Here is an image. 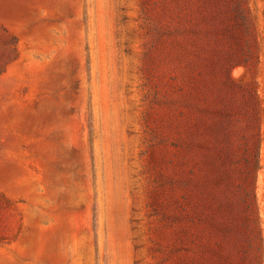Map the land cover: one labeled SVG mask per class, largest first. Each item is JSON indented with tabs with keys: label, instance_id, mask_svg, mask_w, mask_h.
<instances>
[{
	"label": "rangeland",
	"instance_id": "rangeland-1",
	"mask_svg": "<svg viewBox=\"0 0 264 264\" xmlns=\"http://www.w3.org/2000/svg\"><path fill=\"white\" fill-rule=\"evenodd\" d=\"M214 1L211 36L176 45L196 0H0V264H172L170 217L193 264H264V0L250 53Z\"/></svg>",
	"mask_w": 264,
	"mask_h": 264
},
{
	"label": "trees",
	"instance_id": "trees-1",
	"mask_svg": "<svg viewBox=\"0 0 264 264\" xmlns=\"http://www.w3.org/2000/svg\"><path fill=\"white\" fill-rule=\"evenodd\" d=\"M229 10L232 17L231 27L226 29V32L230 34V38L234 41H239L243 43L242 48L244 47L246 53H250V48L248 47V41L255 40V21L254 18L249 11L246 0H229ZM214 0H196L193 4L191 10L188 11L189 16L188 19H184L177 15L175 17V24L171 27L170 36L173 37V43L176 44L179 36L185 35L192 36L194 42L200 41L201 39H207L206 37L211 36L209 32L210 29L214 28L216 25L215 20H213L212 13L216 8L214 4ZM215 13V12H214ZM14 42L12 41V44ZM177 45V44H176ZM15 53V48H12L10 54ZM200 60V56H199ZM247 57L242 59L243 62H247ZM196 68H204V64L199 62L194 65ZM204 70V69H203ZM1 72V71H0ZM201 73L199 70L198 75ZM171 117H172V131L171 136L173 141H171V146L177 148L179 145V133L177 127V118L180 116L179 106L177 95L174 93L171 101ZM191 108L194 109V105H191ZM249 146L247 152L250 155V158L247 162V171L245 172V177L243 178L245 184L247 185V189L245 190V198H246V209L250 212L255 208V196H254V188L256 182V174L260 168L259 165V156H258V142L259 137L251 136L249 138ZM252 173V175H251ZM170 222L172 225V234L170 237V259L172 264H179L181 262V258H184L186 261L185 264H193L192 257L196 255L197 251V239L196 236L191 232H185V238L181 239L178 236V227L180 223L179 217H170ZM191 222V221H189ZM245 228L252 232L253 237H249L251 243L249 246L252 248L253 252L257 255L260 250V236H259V218L258 217H246ZM190 229V227L188 228ZM252 241L254 242L252 244ZM214 253L217 255L220 251V246L218 244H214ZM184 253L180 255V252ZM182 256V257H181ZM257 257V256H256ZM255 264H261L259 260L256 261Z\"/></svg>",
	"mask_w": 264,
	"mask_h": 264
}]
</instances>
